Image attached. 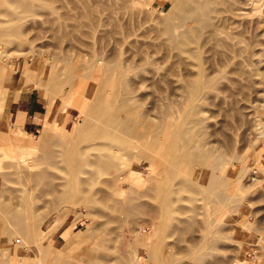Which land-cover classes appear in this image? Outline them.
<instances>
[{"label":"rangeland","instance_id":"obj_1","mask_svg":"<svg viewBox=\"0 0 264 264\" xmlns=\"http://www.w3.org/2000/svg\"><path fill=\"white\" fill-rule=\"evenodd\" d=\"M0 1V213L22 224L5 225L0 264H264V0H199L212 12L186 35L167 30L168 0ZM24 99L34 132L11 117ZM110 103L109 130L97 106ZM47 118L65 138L46 142L67 146L51 164ZM176 132L189 157L170 147ZM31 149L44 181L15 167Z\"/></svg>","mask_w":264,"mask_h":264},{"label":"bare ground","instance_id":"obj_2","mask_svg":"<svg viewBox=\"0 0 264 264\" xmlns=\"http://www.w3.org/2000/svg\"><path fill=\"white\" fill-rule=\"evenodd\" d=\"M5 1V0H4ZM1 2V1H0ZM167 3H170V7H169V11H168V13H167V15L166 16H168V17H166L165 18V22L168 24V27H167V30L168 31H171V32H175L176 30H178L179 28H181V27H187V31L185 32V34H183V35H186V34H188L189 32L191 33L192 31H194V30H196V29H198V27L200 26H203V25H206L207 24V22H206V19L209 17V15H210V13L212 12L211 11V8L208 6V4L206 3V2H201V1H199V0H168V2ZM2 4H5V3H3L2 2ZM15 6L18 8H20L22 11H23V13H25L26 11H30L31 10V8H29V6H27V4H20V3H16L15 4ZM165 14V13H164ZM3 15H5V16H8V17H10V18H12V19H14V18H16V17H19L18 15H20V13L19 14H14V13H11V14H3ZM229 19V18H228ZM174 21V25H172V24H170V22L171 21ZM209 27V34L210 35H214V33L217 31V28H218V26H217V24L216 25H210V26H208ZM199 30V29H198ZM7 35H9V34H7ZM16 35V33H14V36ZM203 35V34H202ZM194 36V35H193ZM187 43V42H186ZM208 43V42H207ZM174 44H175V47L177 48V49H180L181 48V45H180V43L179 42H175L174 41ZM202 44V43H201ZM186 47H188V44H187V46ZM185 47V48H186ZM184 49V48H183ZM188 49V48H187ZM198 54H200V53H198ZM187 57V56H186ZM95 62V61H94ZM199 62V61H198ZM57 66V65H56ZM68 67V66H67ZM56 69V68H55ZM118 74V73H117ZM201 74V73H200ZM119 75V74H118ZM188 76V75H187ZM201 76V75H200ZM199 77V76H198ZM197 80H199V79H197ZM121 81V80H120ZM203 81V80H202ZM117 85H119L118 83H117ZM116 85V86H117ZM203 85V84H202ZM210 85H212V84H210ZM203 87V86H202ZM116 88V87H115ZM207 88H208V86H207ZM206 88V89H207ZM117 89H118V86H117ZM206 89H204V90H206ZM209 89H210V87H209ZM120 90V89H119ZM115 92H117V90L115 91ZM115 92H114V94H115ZM113 93V92H112ZM111 93V94H112ZM202 93H203V90H202ZM120 94V93H119ZM44 95V94H43ZM106 95V94H105ZM113 95V94H112ZM114 96V95H113ZM49 97V96H48ZM69 97V96H68ZM102 97H103V95H102ZM119 97V96H118ZM67 98V97H66ZM80 98V97H79ZM82 98V97H81ZM98 98H100V96L98 97ZM97 98V99H98ZM113 98V97H112ZM85 99V98H84ZM97 99H95V101L97 100ZM119 99V98H118ZM69 100V99H68ZM110 100H111V98H110ZM114 100V99H113ZM117 100V99H116ZM46 101V100H45ZM81 101V100H80ZM84 101H88V99H86V100H84ZM66 102V101H65ZM72 102V101H71ZM83 102V101H82ZM111 102V101H110ZM117 102V101H116ZM116 102H114L115 103V105H116ZM190 102H191V100H190ZM67 103V102H66ZM108 103H109V101H108ZM112 104H113V101L111 102ZM110 103V105H111V108H112V110H111V108L110 109H106L105 107H102V106H100V105H98L97 106V113H99L100 115V118H101V120H103L104 122L103 123H105L106 125L104 126V129H106L107 127H108V129L110 130V122H111V118L113 117L114 118V115H115V108H116V106H114L115 108L113 109V105ZM133 103V102H132ZM197 103V102H196ZM81 105V104H80ZM195 105V104H194ZM194 105H193V108H194ZM109 106V105H108ZM130 106H128L127 108H129ZM188 107V106H187ZM76 108V107H75ZM78 109V108H77ZM82 109V108H81ZM129 109H131V107L129 108ZM129 109H127V110H129ZM188 109H192V107H190V108H188ZM114 110V111H113ZM126 110V111H127ZM134 110V109H133ZM165 110V109H164ZM125 111V112H126ZM132 111V110H131ZM190 111V110H189ZM193 111V110H192ZM192 111H191V113H192ZM81 112H82V110H81ZM117 112V111H116ZM122 112H124V111H122ZM121 113V112H120ZM129 113V112H128ZM186 113L187 112H185V115H186ZM117 115V114H116ZM116 115H115V117H116ZM125 115H128V114H125ZM192 115V114H191ZM190 114H189V116H191ZM119 116V115H118ZM194 116H196L195 114L193 115V118H194ZM140 117V116H139ZM196 118V117H195ZM189 119V118H188ZM187 119V120H188ZM52 119H50V118H47V120L45 121V125H44V131H43V138H42V142H41V145L44 147V149H45V153L47 154V156H46V161L48 162V163H53V162H55L54 161V159H52V157H50V156H54L55 158H57L56 156H57V153H54V148L55 147H58V148H64V149H66L67 148V146L65 145V146H62V145H60L59 144V142H56V141H54V140H52V141H48V142H46V137H49L51 134L52 135H54V137L56 138V137H59V139L60 138H62V137H64L63 136V133H61L60 135H55V132H54V130H57V127H56V122H53V124L51 123L52 121H51ZM114 120V119H113ZM140 120V119H139ZM168 120V119H167ZM186 120V121H187ZM194 120H197L198 121V119H194ZM194 120H192V121H190V123L192 122L193 123V121ZM171 121V120H170ZM99 122H100V120H99ZM172 122V121H171ZM171 122H169V123H171ZM188 122V121H187ZM187 122H185V125H186V123ZM101 123V122H100ZM99 123V124H100ZM169 123L167 124V125H169ZM97 124V123H96ZM98 124V125H99ZM165 124H166V122H165ZM180 124V123H179ZM197 124V123H196ZM198 124H199V121H198ZM109 125V126H108ZM185 125L182 127V128H184L185 127ZM193 125H195V124H193ZM99 126H103V125H99ZM153 126H154V124H153ZM164 126V125H163ZM174 126V125H173ZM190 126V125H189ZM196 126V125H195ZM194 126V127H195ZM97 127V126H96ZM106 127V128H105ZM98 128V127H97ZM170 128H171V126H170ZM169 128V129H170ZM177 128V127H176ZM191 128V127H190ZM95 129V128H94ZM191 129H193V128H191ZM90 130H92V129H90ZM103 130V129H102ZM183 130V129H182ZM182 130H180L181 132H182ZM87 131V130H86ZM141 130H140V127H137V128H135L134 130H133V134H134V138H136V137H139L140 135H141V132H140ZM151 131V130H150ZM54 132V133H53ZM102 132V131H101ZM106 132H107V130H106ZM105 133V132H104ZM177 133V135L176 134H174V136L173 137H175V138H173L170 142H171V144H169L170 145V147H172L173 149H174V152H175V150H176V152L177 151H181L182 153H184L185 155L184 156H186V157H189L190 156V153H191V150H193V148H194V145H193V140L191 139V137H189V138H187V140L185 141V140H183V141H185L187 144H186V146H182V144H181V142H180V140H181V138H179L178 139V135H180L178 132H176ZM99 134V133H98ZM102 134V133H101ZM109 134V133H108ZM107 134V135H108ZM66 135V134H65ZM68 137L69 136H71V137H69V138H72L73 139V137L72 136H74V133L73 132H70L68 135H67ZM104 136H106V135H104ZM164 136V135H163ZM162 136V137H163ZM172 136V135H171ZM123 137H125V136H123ZM65 138V137H64ZM98 138H100V137H98ZM97 138V139H98ZM127 138V137H126ZM63 139V138H62ZM97 139L96 140H94V141H96V143H98L97 142ZM128 139V138H127ZM145 139V138H144ZM146 140V139H145ZM145 140H141V141H145ZM166 140V139H165ZM88 141V140H87ZM93 140H91V142H92ZM93 141V142H94ZM131 141V140H130ZM90 142V141H89ZM107 142V141H106ZM132 142H134L135 144L137 143V142H135L134 140H132ZM88 143V142H87ZM87 143H85V144H87ZM101 143V142H100ZM160 143V142H159ZM164 143V142H163ZM91 144V143H90ZM138 144V146H139V143H137ZM166 144V143H165ZM214 144V143H213ZM75 145V144H74ZM73 145V146H74ZM162 145V144H161ZM82 146V145H81ZM74 148V147H73ZM80 148V147H79ZM78 148V149H79ZM138 148H140V147H138ZM163 148V147H162ZM72 149V148H71ZM170 149V148H169ZM32 150L33 149H31V150H28L25 154H23V155H21V156H12V159H14V162H15V167H17V168H19V172L20 173H26L29 177H31L33 180H35V181H40V180H43V179H48L49 178V176L46 174V172H37V173H33L34 171L33 170H35L36 169V167H37V165H36V163H35V161L34 160H32V158H31V155H32ZM146 150V149H145ZM160 152H161V150H159ZM74 152H76V150L74 151ZM74 152H73V154H74ZM150 152V151H149ZM241 152V151H240ZM171 153H172V150H171ZM170 153V155H172ZM72 154V155H73ZM120 154V153H119ZM160 154V153H159ZM158 154V155H159ZM12 155V154H11ZM10 155V156H11ZM15 155V154H14ZM59 156L58 157H61L62 156V153L61 152H59V154H58ZM161 155V154H160ZM169 155V156H170ZM173 155H174V153H173ZM75 156V155H74ZM181 156V155H180ZM124 156L123 155H121V158H123ZM161 157H163V156H161ZM172 156H170V159L172 160V158H171ZM69 159V158H68ZM162 159V158H161ZM178 159V158H177ZM123 160V159H122ZM174 160V159H173ZM208 160V159H207ZM217 160H219V159H215V158H213L212 160L211 159H209V163H208V165H207V167L205 168V169H203V171H202V173H201V176H200V178L202 179V181H203V183H205V185H208V186H212L211 184H213L214 182H215V176H216V174H217V172H220V170H222V165H219L218 163H216V161ZM156 160H154V162H155ZM172 163H173V161H171ZM183 162V161H182ZM236 162V161H235ZM74 163V162H73ZM150 163H151V161H150ZM157 163V162H156ZM221 163V162H220ZM161 164V163H160ZM171 164V163H170ZM181 164V163H180ZM99 165H100V169H102L103 171H104V169H105V162L103 163V162H100L99 163ZM151 164H149V166H150ZM159 165V164H158ZM157 165V166H158ZM163 165V164H162ZM171 165H173V164H171ZM183 165H184V163H183ZM160 166V165H159ZM165 166V165H164ZM163 166V167H164ZM186 166V165H185ZM69 167V166H68ZM151 167H153V166H151ZM162 167V166H161ZM171 167V166H170ZM188 167V166H187ZM157 168V167H156ZM172 168V170H173V167H171ZM171 168L169 169V172L168 173H170L171 171ZM204 168V167H203ZM70 169V168H69ZM179 169V168H178ZM184 170H185V167L183 168ZM182 169V170H183ZM128 170V169H127ZM178 170H176L175 172H177ZM158 172H159V169H158ZM157 172V173H158ZM162 172V171H161ZM160 172V173H161ZM166 172V171H165ZM174 172V173H175ZM179 172H180V170H179ZM183 172V171H182ZM33 173V174H32ZM178 173V172H177ZM128 174V173H127ZM159 174V173H158ZM195 174V173H194ZM72 175V174H71ZM0 176L2 177L3 176V174H0ZM172 176H176V173H175V175H172ZM171 176V174H170V176L169 177H172ZM177 176H179V175H177ZM194 176V175H193ZM192 176V177H193ZM169 179V178H168ZM123 180V179H122ZM199 180V179H198ZM44 181V180H43ZM128 181H131V182H135V183H141V181L140 180H137V179H134V178H132V177H128L127 178V180H124L123 182H128ZM150 181V180H149ZM192 181H194V180H192ZM201 181V182H202ZM241 181V180H240ZM169 182H171V178H170V181ZM199 182V181H198ZM200 183V182H199ZM120 185V184H119ZM201 185V184H200ZM72 187H73V185H72ZM127 187V186H126ZM172 187V186H171ZM117 188H119V187H117ZM124 189H125V187L122 185V187H120L118 190H120V192L122 193V195H123V193H124ZM172 189V188H171ZM239 189V188H238ZM117 190V191H118ZM207 190H208V187H207ZM210 190V189H209ZM72 191V190H71ZM119 192V191H118ZM119 192V193H120ZM209 192H211V191H209ZM235 192V191H234ZM74 193V192H73ZM158 194H160V193H158ZM122 195H121V197H122ZM226 195V194H225ZM239 195V194H238ZM163 196H165V195H163ZM219 196V195H218ZM120 198V197H119ZM166 198H167V195L165 196V198L163 197V199H164V202H165V200H166ZM218 198V197H217ZM215 199V198H214ZM219 199V198H218ZM215 200H217V199H215ZM214 201V200H213ZM218 201V200H217ZM163 202V201H162ZM212 202V201H211ZM216 203V202H215ZM221 204V203H220ZM161 205V204H160ZM162 205H164V204H162ZM210 205H211V203H210ZM213 205V204H212ZM165 206V205H164ZM163 206V207H164ZM214 207V206H213ZM216 207V206H215ZM10 208V207H9ZM160 208H162L161 206H160ZM170 209V208H169ZM1 210V209H0ZM162 211H163V209H162ZM167 211V210H166ZM165 211V212H166ZM18 212V211H17ZM155 213L156 214H158V215H163V217H164V212H156L155 211ZM208 213V212H207ZM206 214V213H205ZM9 216V217H8ZM207 216V215H206ZM162 217V218H163ZM161 218V219H162ZM9 220V221H8ZM214 220V219H213ZM11 221H13V223L15 224V225H17L18 227H21L22 226V224H21V222L19 221V219H18V216L17 215H5V214H1L0 213V239L3 241V239H2V237L3 236H5L6 235V233L7 232H3L4 230H5V227H7V226H5V225H10V222ZM92 222V221H91ZM165 225V224H164ZM25 227V226H24ZM148 230V229H147ZM142 231H145V230H142ZM150 232V230H148V232H146V234H144V235H147V236H149V234H152V233H149ZM161 232V231H160ZM143 233H145V232H143ZM154 234V233H153ZM162 234V233H161ZM207 235V234H206ZM146 236V237H147ZM163 236V235H162ZM142 239V238H141ZM163 239V238H162ZM86 241H88V240H86ZM36 243V242H35ZM34 243V244H35ZM158 244V243H157ZM158 246V245H157ZM199 247V246H198ZM81 248V247H80ZM77 249V248H76ZM147 249V248H146ZM150 250H151V248H150ZM155 251V250H154ZM6 255V254H5ZM132 255H133V253H132ZM161 258V257H160ZM157 262V261H156Z\"/></svg>","mask_w":264,"mask_h":264},{"label":"crops","instance_id":"obj_3","mask_svg":"<svg viewBox=\"0 0 264 264\" xmlns=\"http://www.w3.org/2000/svg\"><path fill=\"white\" fill-rule=\"evenodd\" d=\"M11 117L13 123L19 118L22 120L21 128L29 132H34L38 126V109L28 99L20 100L12 105Z\"/></svg>","mask_w":264,"mask_h":264}]
</instances>
